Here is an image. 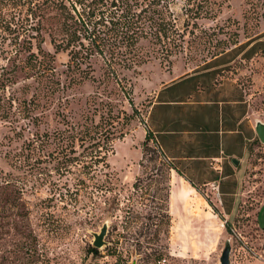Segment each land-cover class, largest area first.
Segmentation results:
<instances>
[{"label":"rangeland","instance_id":"obj_1","mask_svg":"<svg viewBox=\"0 0 264 264\" xmlns=\"http://www.w3.org/2000/svg\"><path fill=\"white\" fill-rule=\"evenodd\" d=\"M187 7H199L202 14L195 18L193 42L186 36L191 44L184 51L166 58L152 57L138 70L117 66L115 73L107 69L100 55H94L92 68L83 64L91 75L70 83L66 74L69 52L56 51L52 41L59 37L60 25L53 2L0 0L4 24L10 21L12 31L19 32L9 34L8 39L2 33L6 45L11 48L16 38L22 43L32 39L37 51V43L43 42L44 49L55 55L51 61L56 77L67 83L54 97H41V106L34 111L40 125L20 115L18 109L9 119L0 118V264H220L228 239L232 264H264V230L254 218L242 214L227 220L213 202L215 189L194 188L169 166L170 159L154 135L146 138V120L164 82L203 68L207 61L216 63L215 56L222 52L227 56L221 61L241 52L264 26V0H175L181 22L190 17ZM27 54L28 50L21 53L20 65L25 64ZM237 63L246 65L240 60ZM73 73L81 77L80 71ZM28 75V68L17 71L16 86L22 97H30L38 85L39 91H47L36 76ZM64 116L99 123L104 130L102 144L112 148L108 167L101 162L93 174L83 167L90 157L79 152L89 141L80 135L75 142L62 141L70 154L76 145L80 158L67 164L72 171L59 168L64 156L56 149V141L49 145L50 150L55 148L54 157L47 156L48 151L26 148L34 130L66 126ZM257 154L254 157H260L261 166L258 171L249 170L246 187L251 189L259 181L260 218L264 221V144ZM78 186L76 199L69 192L60 194ZM193 209L207 227L195 237L182 231L178 215ZM105 221L109 223L107 243L98 252H90L88 247L95 246L94 234Z\"/></svg>","mask_w":264,"mask_h":264},{"label":"trees","instance_id":"obj_2","mask_svg":"<svg viewBox=\"0 0 264 264\" xmlns=\"http://www.w3.org/2000/svg\"><path fill=\"white\" fill-rule=\"evenodd\" d=\"M47 2L48 4L53 2L60 18L59 30L56 33L59 37L52 38V41L56 51L66 49L69 52L66 74L71 77L70 83L82 81L83 77L91 75L83 64L92 68L90 59L94 55H100L107 69L115 73L118 71L117 66L138 70L139 66L152 57L166 58L184 51L196 34L193 28L197 23L195 18L202 14L199 7L197 9L187 7L186 12L190 17H185L181 22L180 13L174 8L175 0H47ZM204 14L209 13L206 11ZM3 16L0 13V36L5 33L8 39L9 34L18 35L19 32L12 31L14 28L10 21L4 24ZM5 34L2 36H6ZM187 35L191 38L186 39ZM7 39L0 38V118L9 119L18 109L20 115L29 117L38 126L39 115L34 111L41 106V97H54L61 89L65 90L67 83L56 77V66L51 61L55 59V55L44 49L43 42L37 43L38 50L35 51L32 39H29V43H22L16 38L10 44L11 48L6 45ZM193 40L194 38L192 42ZM24 50H28V54L25 64L20 65V55ZM208 63L209 61L205 64ZM19 68H28L31 71V75L28 76H36L39 83L42 82L47 87V91L46 89L39 91L38 85L30 97H22L20 87L16 86L19 82L16 77ZM76 71H80L81 77H75L73 72ZM29 87L30 84L26 83L25 89ZM67 98L64 97L65 100ZM63 118L66 126L53 130H34L33 136L27 140L26 148L30 152L48 151L47 156L51 154L50 156L54 157L55 148L50 150L49 145L56 141L59 143L56 149L60 148L59 152H63L64 156L63 160H59V168L65 166L68 169V161H77L80 157L75 153L76 145H72L73 154H70L66 148L68 144L65 146L62 141L71 139L75 142L74 138L80 135L79 138H88L89 141V144L79 152L90 157L89 161H84L83 167H89L92 174L101 162L108 167L107 156L112 148L102 144L105 137L99 123L94 121L81 123L71 121L66 116ZM151 136L153 135L149 130L146 138ZM115 138L116 136L112 137L113 140ZM167 162L170 167L177 168L172 161ZM78 188L80 187L75 189L68 187L67 191H60V194L69 192L76 199L80 194ZM167 216L170 218L169 213ZM88 250L98 252L99 248L90 245Z\"/></svg>","mask_w":264,"mask_h":264},{"label":"crops","instance_id":"obj_3","mask_svg":"<svg viewBox=\"0 0 264 264\" xmlns=\"http://www.w3.org/2000/svg\"><path fill=\"white\" fill-rule=\"evenodd\" d=\"M225 54L216 55V63L164 82L146 125L193 187L217 185L213 202L223 217L235 220L248 214L264 230L259 181L246 187L249 170L261 166L254 155L264 144L256 128L264 121V26L241 52L221 61ZM178 215L185 234L195 237L207 231L197 209Z\"/></svg>","mask_w":264,"mask_h":264},{"label":"water","instance_id":"obj_4","mask_svg":"<svg viewBox=\"0 0 264 264\" xmlns=\"http://www.w3.org/2000/svg\"><path fill=\"white\" fill-rule=\"evenodd\" d=\"M256 128H257V131L259 133L261 140L264 141V121H261V120L258 121ZM108 229H109V223L108 221H105L103 225L101 226L100 230L96 231L94 234L95 238L93 240V244L95 246L101 247L107 243L106 235L108 233ZM231 249H232V245H231L230 240L228 239L225 244V247L222 250L221 256H220V264H232ZM132 264H136V263L133 262Z\"/></svg>","mask_w":264,"mask_h":264},{"label":"built area","instance_id":"obj_5","mask_svg":"<svg viewBox=\"0 0 264 264\" xmlns=\"http://www.w3.org/2000/svg\"><path fill=\"white\" fill-rule=\"evenodd\" d=\"M146 123H147V120H146ZM157 141V140H156ZM157 143H158V141H157ZM159 144V143H158ZM160 146V145H159ZM213 187H217V185H214Z\"/></svg>","mask_w":264,"mask_h":264}]
</instances>
